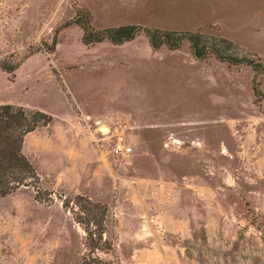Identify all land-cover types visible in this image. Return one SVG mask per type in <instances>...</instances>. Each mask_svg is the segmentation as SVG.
Wrapping results in <instances>:
<instances>
[{
    "label": "rangeland",
    "instance_id": "obj_1",
    "mask_svg": "<svg viewBox=\"0 0 264 264\" xmlns=\"http://www.w3.org/2000/svg\"><path fill=\"white\" fill-rule=\"evenodd\" d=\"M79 9L96 30L199 32L261 66L153 50L143 32L56 33ZM2 63L18 67L0 69V104L52 120L24 138L33 173L0 196V264H264V0H0Z\"/></svg>",
    "mask_w": 264,
    "mask_h": 264
},
{
    "label": "trees",
    "instance_id": "obj_2",
    "mask_svg": "<svg viewBox=\"0 0 264 264\" xmlns=\"http://www.w3.org/2000/svg\"><path fill=\"white\" fill-rule=\"evenodd\" d=\"M92 14L86 9H79L75 16L67 20L60 28L77 25L82 30V43L85 45L108 41L113 45H121L133 40L140 32L147 37L148 44L153 50L166 46L170 50L178 49L184 41H187L194 58L203 59L209 55L218 60L231 64H245L252 67H260L261 64L248 58H238L229 53L228 47L222 44L229 43L223 39L217 40L218 44H210L204 35L199 32H174L160 29L141 28L140 25H120L115 27L94 29L91 23ZM56 35V34H55ZM52 40L51 47L56 44V36ZM219 45L223 46L221 48ZM220 47V48H219ZM257 65V66H256ZM18 64H0V69L13 72ZM52 120L51 115L41 110H27L22 106L12 104H0V196H5L23 185L28 179V174L33 173L32 165L22 153V144L27 134L41 126L48 125ZM91 205V204H90ZM84 208V207H83ZM83 210L85 216L80 217V222L88 225L91 221L90 207ZM94 214V213H93ZM252 214V213H251ZM104 211L101 210L98 217V227H102ZM252 221L255 219L253 214ZM83 219V220H82ZM87 230V229H86ZM87 230V245L98 249L97 239L92 232Z\"/></svg>",
    "mask_w": 264,
    "mask_h": 264
},
{
    "label": "built area",
    "instance_id": "obj_3",
    "mask_svg": "<svg viewBox=\"0 0 264 264\" xmlns=\"http://www.w3.org/2000/svg\"><path fill=\"white\" fill-rule=\"evenodd\" d=\"M114 139L111 149L113 154L124 156L131 152V146L125 142L122 135H117Z\"/></svg>",
    "mask_w": 264,
    "mask_h": 264
}]
</instances>
